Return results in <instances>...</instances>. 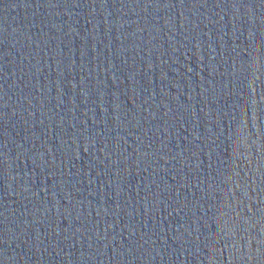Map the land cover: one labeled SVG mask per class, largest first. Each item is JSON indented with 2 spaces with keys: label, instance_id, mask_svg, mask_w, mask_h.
<instances>
[{
  "label": "water",
  "instance_id": "1",
  "mask_svg": "<svg viewBox=\"0 0 264 264\" xmlns=\"http://www.w3.org/2000/svg\"><path fill=\"white\" fill-rule=\"evenodd\" d=\"M0 264H264V209L107 0H0Z\"/></svg>",
  "mask_w": 264,
  "mask_h": 264
}]
</instances>
